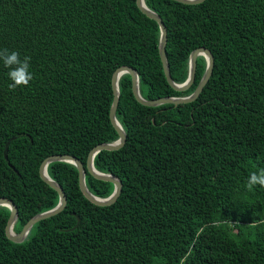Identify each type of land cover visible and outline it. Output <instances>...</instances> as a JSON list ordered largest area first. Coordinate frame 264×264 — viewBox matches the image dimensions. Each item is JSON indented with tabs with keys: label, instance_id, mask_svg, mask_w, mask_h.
<instances>
[{
	"label": "trees",
	"instance_id": "obj_1",
	"mask_svg": "<svg viewBox=\"0 0 264 264\" xmlns=\"http://www.w3.org/2000/svg\"><path fill=\"white\" fill-rule=\"evenodd\" d=\"M144 3L166 27L173 81L186 79L198 47L213 55L209 79L190 102L146 106L121 75L115 117L125 143L93 159L121 181L118 197L90 202L76 167L50 162L65 207L18 243L6 236L10 210L0 206V264H264V188H246L264 168V0ZM158 44V24L136 0H0V50L30 57L33 74L10 90L0 62V197L16 205L14 232L58 202L39 175L46 157L69 154L86 167L94 146L118 138L109 117L118 67L137 72L145 99L195 90L205 59L178 91ZM85 184L101 198L113 190L87 170Z\"/></svg>",
	"mask_w": 264,
	"mask_h": 264
},
{
	"label": "water",
	"instance_id": "obj_2",
	"mask_svg": "<svg viewBox=\"0 0 264 264\" xmlns=\"http://www.w3.org/2000/svg\"><path fill=\"white\" fill-rule=\"evenodd\" d=\"M184 4H197L200 3L204 0H175ZM136 4L138 8L141 10L142 13L147 15L148 17L152 18L155 20L158 24L159 27V44H158V52H159V57L162 63V68H163V73L166 78V81L168 84L174 88L175 90L178 91H183L187 88L190 87L192 82L194 81L195 78V69H196V60L198 56H202L205 59V69L203 72L202 77L200 78V81L198 82L195 90L190 93L187 96H179V97H161L157 99H145L141 96L139 92V79H138V74L137 72L130 66H121L118 67L112 74V91H113V99L112 103L110 105V110H109V117L110 121L118 133V138L110 143H100L94 146L86 159V167L83 166L82 162L76 158L73 155L69 154H54L46 157L40 164L39 167V175L43 181H45L50 187H52L57 193H58V202L57 204L53 207L50 208L46 211L40 212L32 216L27 223L23 226L20 232H11V228L13 227L16 219H17V208L14 202L11 199L5 198V197H0V206H5L10 210L9 218L6 224V236L13 242H22L25 237L27 236L31 226L41 220L45 219L47 217H50L52 215H55L59 213L63 208L65 207L66 204V196L63 191V189L59 186V184L51 179L46 171L47 165L50 162L54 161H63V162H68L73 164L77 171H78V181H79V187L83 195L92 203L97 204V205H109L113 203L116 198L118 197L120 191H121V181L115 177L112 174L109 173H103L95 169L93 165V159L94 156L101 150H115L119 149L120 147L123 146L125 143L126 139V134L117 121L115 117V111L116 107L118 105L119 101V89H118V80L121 75L128 73L131 77V89L132 93L135 97V99L140 102L143 105L146 106H158L161 104L165 103H171L174 105L180 104V103H186L194 100L197 95L200 93L202 90L203 86L209 79L213 67V55L210 52L209 49L205 47H198L194 50H192L189 54L188 57V74L186 79L182 83H176L173 81L170 75L169 71V65L168 61L165 55V45H166V40H167V32H166V27L161 20L160 16L155 13L153 10L149 9L145 3L144 0H136ZM13 139V138H12ZM8 142L5 144V149L8 147ZM86 170L95 178L100 179V180H105L109 181L113 184V190L111 194L108 197L101 198L93 195L88 188L86 187L85 184V172Z\"/></svg>",
	"mask_w": 264,
	"mask_h": 264
},
{
	"label": "clouds",
	"instance_id": "obj_3",
	"mask_svg": "<svg viewBox=\"0 0 264 264\" xmlns=\"http://www.w3.org/2000/svg\"><path fill=\"white\" fill-rule=\"evenodd\" d=\"M30 60L31 58L28 56L21 59L20 54L16 51L0 50V62L5 68L9 69L7 75L12 81L8 85L10 90H15L22 86L26 87L32 81L33 74L30 71ZM256 186L264 188V168L251 172L247 178V190L252 191Z\"/></svg>",
	"mask_w": 264,
	"mask_h": 264
},
{
	"label": "bare ground",
	"instance_id": "obj_4",
	"mask_svg": "<svg viewBox=\"0 0 264 264\" xmlns=\"http://www.w3.org/2000/svg\"><path fill=\"white\" fill-rule=\"evenodd\" d=\"M11 230V232L13 231V227L10 229Z\"/></svg>",
	"mask_w": 264,
	"mask_h": 264
}]
</instances>
